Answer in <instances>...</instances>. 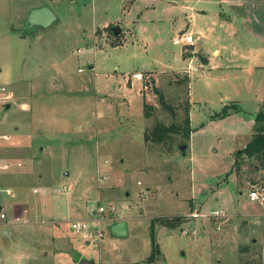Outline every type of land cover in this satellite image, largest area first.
Segmentation results:
<instances>
[{"label":"rangeland","instance_id":"rangeland-1","mask_svg":"<svg viewBox=\"0 0 264 264\" xmlns=\"http://www.w3.org/2000/svg\"><path fill=\"white\" fill-rule=\"evenodd\" d=\"M42 4L52 8L57 21L48 28L28 25L30 9ZM197 5V0H0L2 128L32 133L30 149L23 139L17 148L8 141L5 150H18L21 162L29 160L30 151L40 158L14 168L6 179L22 183L31 197L47 199L54 209L30 212L37 218L29 223L31 218H13L8 208L2 219L11 217L13 224L3 227L27 249L30 239L45 241L48 245L40 247L48 256L41 264H56L52 247L68 243L73 260L80 253L95 264L142 258L136 264H149L151 222L155 230L164 226L157 218L172 216H182L180 226L187 229L222 228L221 249L226 250H215L219 256L208 264H264V205L248 197L263 186L264 168L237 153L252 138L254 114L264 101V67L259 66L264 65V25L248 31L236 20L231 24L235 32L210 16L192 18L187 6ZM222 10L231 14L229 7ZM116 25L122 33L115 36ZM186 35L199 39L185 44ZM198 53L209 63L203 64ZM154 89L167 97L170 110L161 107ZM144 103L154 107L149 118ZM234 103L240 112H233ZM226 106L229 115L217 117ZM157 123L179 130L161 143L146 141L144 133ZM43 185L47 194L41 192ZM100 206L105 211L97 223L94 211ZM220 207L245 214L251 231L245 232L246 220L237 218L232 238L231 216H190ZM120 216L130 228L125 238L112 237L107 229V219ZM74 220L98 226L103 237L86 239L72 230ZM183 239L176 237L175 243ZM165 250L170 256L173 248ZM164 258L159 249L150 264H166Z\"/></svg>","mask_w":264,"mask_h":264},{"label":"crops","instance_id":"crops-1","mask_svg":"<svg viewBox=\"0 0 264 264\" xmlns=\"http://www.w3.org/2000/svg\"><path fill=\"white\" fill-rule=\"evenodd\" d=\"M197 1H198L197 6H190V7L187 6V9H186L187 13L192 14V18L195 16L196 13H198L199 15H203L204 17L210 16L213 22H222V23L225 22V24L231 26V29L235 32H238V29L232 26L231 24H234L236 20H239V23L241 25H246V28L248 31L253 30L251 29L252 25L255 26L257 29L263 30L261 25H264V0H197ZM222 7L224 8L229 7L231 9V12H230L231 14L229 16L224 14ZM195 9L197 10V12ZM120 32L122 33V30ZM261 33H264V32L261 31ZM213 52L216 56H219L218 49H213ZM198 56L201 60L204 59L206 64L209 63L210 59H208V57H205L199 53H198ZM259 66L264 67L262 63H259ZM93 67H94L93 64L89 65V68H93ZM9 95L12 96V93L8 94V97ZM1 96L2 94H0V98ZM11 109H12V106H11ZM2 123L3 122L1 121V118H0V191H3L7 196H4V194L0 195V214L1 213L7 214L8 212L7 210L9 208V210L12 213L13 218L14 216L26 217L27 219L31 218L28 221L29 223H33L36 220L35 218L37 217H34V216L31 217L32 214H30V212L32 213L35 211L36 213L37 211L40 212L41 210L45 212L47 210L49 211V213H52V210L54 211V209L53 208L51 209V206H50L51 204L48 202L47 199L40 198V197H37V198L31 197L28 192V188L23 187L22 183L18 184V181H13V180L9 181L8 180L9 178L8 179L6 178L7 176L10 177L14 168L29 166L33 160L36 161L39 157H35L34 155L31 154V151H30V153L26 154L25 157L26 159H29L32 161L28 160V161L21 162L20 160L22 156L19 157L17 156V154H15V152L18 153V150H14L15 152L13 150H9V152L5 150L6 145L8 144L7 143L8 141L10 142L11 145L17 148L18 146L20 147L22 146L21 143L23 142V139H25V142L27 143L23 147L26 149L27 148L30 149L31 147L30 138L31 137H28V136H31L32 133L26 135L25 133H22V131L19 130L18 127L15 128L13 131L12 130L8 131L7 129L2 128ZM16 184L20 185V188L14 190L13 188L15 187ZM263 187H264V184H263ZM31 189L33 192H38L39 190V188L37 189L35 187ZM40 189L42 193L47 194V188L44 185ZM262 205H264V203H262ZM203 207H205V205ZM212 210L213 209H211V211ZM214 210L223 211L224 213L223 217L231 216L233 218V223H232L233 225H231V229L229 231V234L232 231V238L236 236L235 231H237V229H232V228H235L237 226L235 223L237 218H242L246 220L245 225L243 227L245 229V232H250L251 229L253 228V227H250V223L246 215L240 214L239 211L234 210L233 208L227 209L224 207L222 208L220 207ZM182 212L185 213L184 211ZM94 214H97V211H94ZM262 216H261V219H262ZM13 218L9 217V219L4 220L0 217V231H1L0 234H2V237H3L2 239L0 238V261L2 262V264H30V262H33V264L34 263L41 264L44 261L45 257L48 256L47 255L48 252L45 249H41L40 246L45 248L48 244H46L45 241L40 242V241H34L33 239H30L28 243L29 246L27 249L25 248L24 243L21 242L20 240L9 238V234L11 231H9L7 227H3V226L8 225V224L12 225L13 220H14ZM115 218H116V221H120V220L127 221V218L125 217L120 216V217H115ZM107 220L109 222L108 225H110V223L112 222H110V219H107ZM135 227L136 226H134V228ZM176 228L178 230H175ZM184 230H188V233H184ZM128 232H129L128 234L129 236L130 235L129 225H128ZM142 232H143V235L145 236L144 228ZM155 237L160 241V243H158L157 241V244L158 245L160 244L159 249H160V252L165 256L164 261L166 264H208L209 262L207 260L209 259L212 260L213 259L212 257L219 256V255H216V256L213 255L215 250H218L220 252H223L226 250V249H221L225 241V236L222 233V228L218 225L209 226L205 224L201 228L200 226H195L191 229L184 228V226L182 227L180 225L175 228H171V227L168 228L167 226L166 227L163 226L161 228L156 227ZM176 237H184L183 239L184 243L183 244L175 243ZM185 238H186V241H185ZM5 239L8 240L7 242H10V243L6 245ZM1 240L3 241L4 244H2ZM88 240H86L87 243H88ZM165 240H169L168 241L169 246H163V241ZM53 241L55 242V240ZM53 241H51V243H53ZM171 241L174 242L173 245H171ZM149 245L151 246L150 240L147 241L146 252L150 250ZM62 246L63 245H56L55 247H52V249L53 250L55 249V250L52 251L50 255L56 258L57 260L56 264H79V261L81 259H90L87 256H84L83 254L78 253L77 254L78 256L76 255L77 260L75 259L76 260L75 261L72 259V256L69 253V251H67V248L71 246L70 243H68V247L66 248L65 247L61 248ZM76 246L77 247H74V248L79 249V246L78 245ZM165 247L173 248V251L170 252V256L167 254ZM177 257H179L180 261L177 259ZM230 259H232V257H230ZM140 260H137V261H140ZM137 261H134V262L132 261L128 263L124 262V263L125 264H136ZM214 261H217V263H223L227 260L222 261L220 260V258H216L214 259ZM112 263H115V262H110V263L106 262L102 264H112ZM230 264L232 263L230 262Z\"/></svg>","mask_w":264,"mask_h":264},{"label":"trees","instance_id":"trees-1","mask_svg":"<svg viewBox=\"0 0 264 264\" xmlns=\"http://www.w3.org/2000/svg\"><path fill=\"white\" fill-rule=\"evenodd\" d=\"M155 93L158 95L159 103L161 104V107L166 110H170L172 107L167 101V97L163 95L161 91L158 89H155ZM154 109V107L148 103H144V117L149 118L151 110ZM240 106L238 104L234 103L233 105V112H240ZM228 106L224 107L222 111L217 115V117L227 116L229 115ZM184 122L186 124V128L184 130V136L188 138V136L191 133V127L190 126V119L189 115L187 114L184 118ZM254 133L252 138L246 143V145L241 149L239 156H245V158L249 159H255L258 162V165H260L261 168H264V101L262 104L261 109L257 111L254 114ZM179 130V127L177 125L171 124V125H165L163 123H157L153 130L144 133V139L146 141H152L156 143H161L164 141L165 137L169 135L171 132H177ZM237 163V161H236ZM240 163V162H239ZM161 225L175 228L181 224L182 221H184V218L182 216H172V217H159L156 219ZM150 243H151V252L147 256V263L153 262L155 259V254L159 253V245L156 243L155 240V230H154V221L151 222V230H150Z\"/></svg>","mask_w":264,"mask_h":264},{"label":"water","instance_id":"water-1","mask_svg":"<svg viewBox=\"0 0 264 264\" xmlns=\"http://www.w3.org/2000/svg\"><path fill=\"white\" fill-rule=\"evenodd\" d=\"M57 21V16L51 7L47 4H42L40 6L30 9L27 24L32 26H39L48 28ZM113 34L119 35L121 29L118 25L112 28ZM202 62L205 63V60L202 59ZM9 105L7 104V107ZM185 144L179 145V149L182 151V154H185ZM109 234L112 237L124 238L128 236V224L125 220L114 221L110 223L107 227ZM79 264H95L93 259H81Z\"/></svg>","mask_w":264,"mask_h":264},{"label":"built area","instance_id":"built-area-1","mask_svg":"<svg viewBox=\"0 0 264 264\" xmlns=\"http://www.w3.org/2000/svg\"><path fill=\"white\" fill-rule=\"evenodd\" d=\"M199 37H195L193 38L191 35H186L182 38V40L184 41L185 44H193L194 41L198 40ZM136 77L139 78V79H142V75L140 73H137L136 74ZM263 188L262 187H254L251 191L248 192V197L250 200H258L260 201V203H264V194L263 192L261 191V189ZM66 189L65 186L61 187V188H58L56 190L57 193H60L62 191H64ZM113 209V208H112ZM105 211V208L103 206H100L98 207L97 209V212H98V216H97V223H99V221L101 220V215L103 214V212ZM190 216L192 217H196V216H200V217H214V216H224V213L223 211L221 210H212V211H209L208 213H195V212H192L190 214ZM0 217L3 218L4 217V214L1 213L0 214ZM262 220L264 221V215L262 216ZM71 228L72 230H74L76 233H79V232H83V235L86 239H91L93 237H97V238H102L103 237V232L98 229V226L97 227H90L88 226V224L85 222V221H73L71 223ZM184 233H188V230H184Z\"/></svg>","mask_w":264,"mask_h":264}]
</instances>
